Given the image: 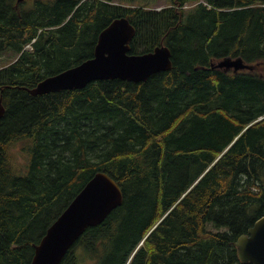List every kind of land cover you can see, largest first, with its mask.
Segmentation results:
<instances>
[{
    "label": "trees",
    "instance_id": "trees-1",
    "mask_svg": "<svg viewBox=\"0 0 264 264\" xmlns=\"http://www.w3.org/2000/svg\"><path fill=\"white\" fill-rule=\"evenodd\" d=\"M120 17L136 27L130 52L165 44L172 69L30 92L93 57ZM6 50L17 58L0 66V264H31L98 171L124 202L61 264H252L235 243L264 215V0H0ZM226 56L255 67H213Z\"/></svg>",
    "mask_w": 264,
    "mask_h": 264
},
{
    "label": "water",
    "instance_id": "water-1",
    "mask_svg": "<svg viewBox=\"0 0 264 264\" xmlns=\"http://www.w3.org/2000/svg\"><path fill=\"white\" fill-rule=\"evenodd\" d=\"M135 35L136 27L128 18L114 19L100 32L93 57L44 78L30 92L37 95L73 90L93 81L117 78L140 82L172 69V52L165 44L150 52L131 53L130 44ZM216 66L226 70L233 68L235 72L253 68L241 56H226ZM4 114L5 106L0 98V119ZM124 198L115 178L105 171L96 172L35 244L31 264H61L85 231L103 223ZM235 245L242 262L264 264V216L242 234Z\"/></svg>",
    "mask_w": 264,
    "mask_h": 264
},
{
    "label": "rangeland",
    "instance_id": "rangeland-1",
    "mask_svg": "<svg viewBox=\"0 0 264 264\" xmlns=\"http://www.w3.org/2000/svg\"><path fill=\"white\" fill-rule=\"evenodd\" d=\"M172 0H115V2L119 3H133L137 5H146L149 7H154V8H161L164 7L168 4H170ZM30 48V47H29ZM17 54L14 53L12 50H6L2 56L0 57V66L5 65L9 63L12 60H15L17 58ZM15 152L17 153V166L22 168L26 163V159L22 158L18 154V149H15Z\"/></svg>",
    "mask_w": 264,
    "mask_h": 264
},
{
    "label": "flooded vegetation",
    "instance_id": "flooded-vegetation-1",
    "mask_svg": "<svg viewBox=\"0 0 264 264\" xmlns=\"http://www.w3.org/2000/svg\"><path fill=\"white\" fill-rule=\"evenodd\" d=\"M213 67L222 68V69H224L225 71H229V70H232V72L234 71L232 68L226 70L225 67H218V66H213ZM253 69H254V68H253ZM253 69L243 68V69H239L237 72L234 71L233 73H238V72L243 71V70H253Z\"/></svg>",
    "mask_w": 264,
    "mask_h": 264
},
{
    "label": "bare ground",
    "instance_id": "bare-ground-1",
    "mask_svg": "<svg viewBox=\"0 0 264 264\" xmlns=\"http://www.w3.org/2000/svg\"><path fill=\"white\" fill-rule=\"evenodd\" d=\"M49 9H50V8H49ZM209 101H210V100H209ZM263 117H264V116L260 117V118L257 119V120H260V119H262ZM257 120H256V121H257ZM253 123H254V122H253ZM253 123H252V124H253ZM55 163H56V162H55ZM57 185H58V184H57ZM35 200H36V199H35ZM122 204H123V203H122ZM122 204H121V205H122ZM121 205H120V206H121ZM118 207H119V206H118ZM36 216H37V215H36ZM18 237H19V236H18Z\"/></svg>",
    "mask_w": 264,
    "mask_h": 264
}]
</instances>
